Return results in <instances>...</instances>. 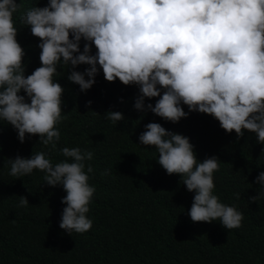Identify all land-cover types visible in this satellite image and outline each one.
I'll list each match as a JSON object with an SVG mask.
<instances>
[{
  "label": "clouds",
  "instance_id": "clouds-1",
  "mask_svg": "<svg viewBox=\"0 0 264 264\" xmlns=\"http://www.w3.org/2000/svg\"><path fill=\"white\" fill-rule=\"evenodd\" d=\"M23 8L17 0H0V120L18 131L22 143L26 134L38 135L52 151L61 139L57 125L65 119L64 88L54 77L62 64L71 66L67 78L83 92L93 87L102 69L108 82L119 79L139 87L137 110H151L174 123L198 111L213 116L226 132L241 138L248 130L264 144V0H49L21 17L41 41V66L27 76L13 20ZM82 38L87 41L83 51ZM79 65L89 67L81 72L75 70ZM155 97L154 105L145 106V98ZM106 113L113 123L125 119L120 111ZM145 127L141 144L154 146L159 165L169 175H180L187 191L195 193L191 221L242 227L243 213L214 194L218 158L200 161L190 138L156 122ZM61 151L66 159L55 164L44 151L9 159V175L20 178L39 170L49 186L62 185L66 207L60 228L82 234L93 226L86 215L96 191L89 184L93 166L86 163L93 152L79 147ZM256 182L264 186V171ZM28 204L21 196L17 207Z\"/></svg>",
  "mask_w": 264,
  "mask_h": 264
},
{
  "label": "trees",
  "instance_id": "trees-1",
  "mask_svg": "<svg viewBox=\"0 0 264 264\" xmlns=\"http://www.w3.org/2000/svg\"><path fill=\"white\" fill-rule=\"evenodd\" d=\"M20 2L24 8L13 20L25 51L27 76L41 66V41L21 17L31 7L47 6L49 0ZM86 42L81 39V51ZM96 51L93 45L92 54ZM71 70L58 65L54 77L64 88L65 117L57 125L61 139L54 150L41 144L38 135L26 134L22 143L18 131L0 120V264H264V195L250 202L264 192L256 182L264 171V144L256 134L244 130L238 138L213 116L189 112L187 105H182L189 112L186 118L166 121L151 110L134 107L140 95L137 85H124L119 79L108 82L100 69L96 83L83 92L68 80ZM20 94L26 96L23 90ZM158 99L145 98V106ZM110 110L123 112L125 119L113 123L107 118ZM151 122L190 138L198 160L218 158L214 194L243 213L242 227L229 230L219 220L191 221L188 212L195 193L187 191L180 175H169L159 165L154 146L140 142ZM64 147L93 152L86 162L94 169L88 175L96 191L86 214L93 226L82 234L70 235L60 228L66 207L62 185L49 186L39 170L20 178L9 175V159L44 151L55 164L66 159ZM21 196L28 198L27 207H17Z\"/></svg>",
  "mask_w": 264,
  "mask_h": 264
}]
</instances>
